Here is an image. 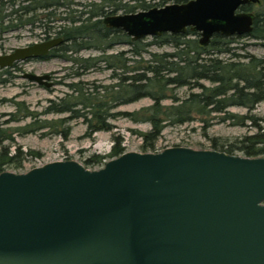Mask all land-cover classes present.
<instances>
[{"label":"water","instance_id":"water-1","mask_svg":"<svg viewBox=\"0 0 264 264\" xmlns=\"http://www.w3.org/2000/svg\"><path fill=\"white\" fill-rule=\"evenodd\" d=\"M249 0H187L106 15L131 41L164 33L248 34ZM254 1V0H253ZM60 36L0 55L42 58ZM49 88L50 73H24ZM0 264H264V156L172 146L88 169L56 160L0 172Z\"/></svg>","mask_w":264,"mask_h":264},{"label":"rangeland","instance_id":"rangeland-1","mask_svg":"<svg viewBox=\"0 0 264 264\" xmlns=\"http://www.w3.org/2000/svg\"><path fill=\"white\" fill-rule=\"evenodd\" d=\"M157 1L150 0L151 3ZM14 2L13 4L6 2L0 11V55L8 54L17 47H25L46 38L56 37V31L60 26L67 27L71 18H77L81 11L89 9L88 4H101L102 0H73L71 3L58 7L51 6L45 10L37 8L33 15L21 16L18 12L17 15L6 16L20 6L30 5L32 8L37 7L38 4L37 2L28 3L25 0ZM121 13L122 11L116 12V14ZM85 16L83 14L81 18ZM27 19L31 22H27ZM151 39L150 36L145 37V41ZM249 42L254 41L250 38L242 39V47H238L236 40L226 45L229 48L228 52L212 53V55L225 63L239 61L243 64L246 60L238 57L239 55L248 53L259 57L263 54V50L258 47L247 48L246 45ZM224 47L221 46L222 49ZM129 49L130 46L127 44H116L106 49V54L122 52L121 58L112 61L120 65L124 58L130 57ZM173 51L174 48L170 43L151 44L141 58L146 60L151 53L161 54ZM69 55L70 53H67V56ZM98 55L100 53L96 50L84 49L71 56L85 58ZM125 65L135 68L139 66L135 62H128ZM28 72L50 73L53 85L46 88L29 81L23 77L24 73ZM137 72L139 70L126 71L118 66L112 68L102 61L97 62L92 68L82 70L77 68V64L61 57L27 59L15 63L12 67L0 69V151L6 147L10 152L19 149L21 155L27 153L21 169L5 168L4 171L26 172L33 167L56 160H76L88 169H98L111 158L101 165L94 166H88L85 160L97 155H107L116 143V139L121 141L120 147L123 148V152H159L172 146L213 149L211 148L213 139L218 143L233 144L244 136L256 132V127L251 125L252 121L243 119V116L248 114L256 118V121L264 127V101L250 110L241 106H230L223 113L209 115L193 113V120L189 122L182 124H171L169 120L163 122L164 125L154 149L143 150L142 134L150 131L151 124L147 121H134L123 113H130L136 118L144 119L148 116L146 115L148 107L154 101L149 97H143L131 103L114 105L111 99L112 93L116 91L119 77L121 75L126 77ZM202 83L208 84L205 81ZM74 85L87 88L92 94L98 93L100 102L110 105L108 113H114L115 116L91 118L89 115L90 122L82 117L72 118L66 122L64 120L71 117V113H51L48 108L55 107L59 99L64 98L69 102L76 100L75 92H72ZM104 87L108 88L107 93ZM94 88L97 91H94ZM189 92L187 86L169 87L164 93L168 97L163 99L160 105L168 106L173 103L171 96L184 98ZM77 108L80 107L77 106L74 109ZM28 111L32 113V116H25ZM225 114H228L226 119H221ZM158 117L164 120L162 115ZM102 123L109 125L110 128L93 130L94 127L103 126ZM8 135L11 137L10 140L5 139ZM232 154L243 155L238 151Z\"/></svg>","mask_w":264,"mask_h":264},{"label":"trees","instance_id":"trees-1","mask_svg":"<svg viewBox=\"0 0 264 264\" xmlns=\"http://www.w3.org/2000/svg\"><path fill=\"white\" fill-rule=\"evenodd\" d=\"M15 0H0V11L6 2L15 3ZM28 3H38L37 7L30 8V5L20 6L13 9L6 16L18 14L21 16L33 15L37 8L48 9L51 6H61L71 3L73 0H25ZM165 0H158L151 3L150 0H102L101 4H88L86 11H81L77 18H71L69 25L60 26L56 31L57 36L63 42L52 48L49 53L42 57H61L77 64V68L86 70L92 68L97 62H104L108 66L120 67L126 71L139 70L135 74L119 77L116 91L112 93V101L115 104H126L137 101L143 97H149L154 102L148 107L146 118L139 119L133 114L123 113L134 121H147L151 124L149 132L142 134L144 143L143 150H153L160 132L162 124L169 120L171 124H182L193 120L194 114L209 115L210 113H223L230 106H241L253 109L258 103L264 101V74L258 68V63L252 64L251 69H239L236 62L225 63L219 60L212 53L228 52L226 46L233 42L234 37H225L215 34L208 45L201 46L198 42L197 32L187 30L183 34L164 33L161 36H154L150 41L145 38L131 41L119 28H108L103 24L102 18L106 15L122 13H132L146 10L152 6H161ZM175 2H185L187 0H174ZM85 14L86 16L81 18ZM27 22L31 20L27 19ZM258 31V30H257ZM259 32V31H258ZM256 33V28L253 34ZM192 36V37H190ZM170 43L174 51L171 53H151L146 60L141 58L151 44ZM116 44H127L130 46V57L124 58L120 65L112 62L116 58H121L123 53L106 54V49L112 48ZM221 46H225L223 49ZM93 49L100 53L98 56L73 57L80 50ZM67 53H70L67 56ZM139 57V59H136ZM128 62L138 63L139 66L130 67ZM141 70V71H140ZM207 82L204 85L202 82ZM241 84V85H240ZM76 87V85H74ZM190 90L184 98L171 96L172 104L161 106L160 102L166 99L165 90L169 87H184ZM75 101H67L64 98L58 100L55 107L48 108L51 113H71L72 118H83L89 121L91 118H105V116H115L108 113L110 105L102 104L98 99V93L92 94L87 88L76 87ZM97 88V87H96ZM94 88V91L97 89ZM194 89V90H192ZM196 89V92H195ZM105 92L108 88L104 87ZM79 106L80 108L74 109ZM98 108V109H97ZM146 111V112H147ZM227 113V112H226ZM162 115L164 120L158 117ZM225 114L221 119H226ZM25 116H32L29 111ZM243 119L252 121L251 125L256 127V132L244 136L241 140L232 143H218L214 139L211 148L225 151L227 153L241 152L245 156H264V127L261 126L251 115L243 116ZM103 122V120H102ZM101 127H94L93 130L109 129V125L103 124ZM5 139H11L8 135ZM120 142L116 139L111 151L107 155L93 156L87 158L85 164L88 166L101 165L105 160L118 156L123 152ZM19 149L10 152L9 148L3 147L0 151V172L5 168L19 170L26 154L21 155Z\"/></svg>","mask_w":264,"mask_h":264},{"label":"flooded vegetation","instance_id":"flooded-vegetation-1","mask_svg":"<svg viewBox=\"0 0 264 264\" xmlns=\"http://www.w3.org/2000/svg\"><path fill=\"white\" fill-rule=\"evenodd\" d=\"M173 3H181L175 2ZM236 12H249L253 15V22H252V30L248 34L243 35H235L230 36L234 37L233 42H236L238 47H242L241 40L245 38H250L254 42H249L246 46L247 48H260L263 50V54L259 57H255L252 54L245 53L244 55H239L238 57H243L245 59V63L241 64L239 61L236 62L239 69L250 70L252 64L256 62L259 64L258 68L262 71L261 73L264 74V0H249L245 3H242L237 8ZM256 28V33L253 34V30ZM259 32H258V31ZM47 39V38H46ZM241 85V84H240Z\"/></svg>","mask_w":264,"mask_h":264},{"label":"built area","instance_id":"built-area-1","mask_svg":"<svg viewBox=\"0 0 264 264\" xmlns=\"http://www.w3.org/2000/svg\"><path fill=\"white\" fill-rule=\"evenodd\" d=\"M169 3H173V0H165L162 5L169 4Z\"/></svg>","mask_w":264,"mask_h":264}]
</instances>
